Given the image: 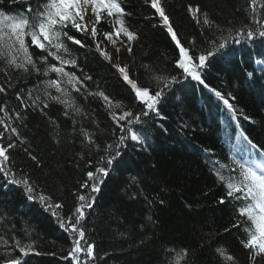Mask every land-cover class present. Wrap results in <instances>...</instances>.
<instances>
[{
	"label": "trees",
	"instance_id": "16d2710c",
	"mask_svg": "<svg viewBox=\"0 0 264 264\" xmlns=\"http://www.w3.org/2000/svg\"><path fill=\"white\" fill-rule=\"evenodd\" d=\"M162 3L181 43L194 56L211 49V41L218 40L220 32L198 24L189 5L206 12L225 36L232 29L235 38L236 29L251 23L250 0ZM122 6L131 13L125 17L127 26L138 36L131 43V53L126 37L113 45L102 36L94 41L89 32L71 30L69 34L82 39L87 47L69 42L79 67L67 65L66 70L75 71L82 79L85 74L91 76L85 81L88 91L102 90L112 101L121 102L122 110L140 115L144 106L115 67L127 65L130 78L141 87L164 88L159 115H140L132 127L142 142L126 139L109 166L107 156H115L118 137L127 134L121 132L101 98L89 96L83 89L81 93L70 89L81 113L55 102L41 112L32 105V98L44 96L34 86L57 75H22L12 70L15 87L0 93V106H6L12 118L4 111L0 117L15 127L19 136L10 129L5 132L0 125V132H5L0 143L16 145L9 150L11 171L15 179L27 178L34 192L30 199L24 184L12 183L13 177L0 173V236L8 240L7 245L0 243V259L12 256L22 264H74L68 257L72 233L66 230L67 224L61 226L59 218L74 220L83 195L84 203L94 197L81 221L88 241L95 246L92 264H232L221 257L218 248L232 255L235 264H251L249 250L241 243L247 239L243 227H233L240 219L239 202L227 198L215 172L220 165L230 164L234 156L244 155L241 132L264 149V39L241 38L239 44L230 39L227 48L207 61L201 71L202 84L181 75L175 64L178 47L150 3L122 0ZM28 7L35 10V0L31 4L0 0V13L14 15ZM93 19L89 8L85 16L89 29ZM97 29L100 33L113 30L103 20ZM99 40H104L101 47L110 53V60L96 50ZM31 50L34 56L40 53L35 47ZM49 62L58 63L51 58ZM3 67L0 64V84L7 80ZM155 76L164 79L158 81ZM173 76L176 81L164 87ZM212 89L234 105L235 115ZM49 90L59 95L55 89ZM65 111L69 115L65 116ZM82 130L92 134L95 144L88 143ZM29 153L37 159L32 160ZM99 167L107 168L108 175L97 174L89 180L87 173H95ZM100 180V190L93 192L92 184ZM84 184L88 187H82ZM41 194L50 199L41 201ZM57 204L62 207L56 208ZM13 238L23 243L35 241V250L23 256L12 248ZM184 249L187 256L174 259ZM256 264H264V258H257Z\"/></svg>",
	"mask_w": 264,
	"mask_h": 264
},
{
	"label": "snow or ice",
	"instance_id": "6c2138e0",
	"mask_svg": "<svg viewBox=\"0 0 264 264\" xmlns=\"http://www.w3.org/2000/svg\"><path fill=\"white\" fill-rule=\"evenodd\" d=\"M18 2L24 3L25 0H18ZM27 2L31 4L33 0H27ZM35 2V10L28 7L24 12H17L14 15L0 13V64L4 66L3 71L7 74L5 83L0 84V93H6L8 88L15 87L10 73L12 70H19L22 75L39 74L45 77L49 73L57 75L56 79H45L34 86L38 91H42L44 99H41L40 95L32 98L33 92L28 91V96L32 98V105L39 108L41 112L48 107L49 103L55 102L73 109L76 113H81L82 110L76 105L70 89L77 93H81L83 89L87 95L101 98L110 110L111 118L119 125L121 132L127 134L118 137V143L115 145L117 149L115 156H107L106 162L110 166L115 157L120 155L119 148L124 145L126 139L142 142V136L133 129L132 125L140 120V115L146 116L149 112H155L159 115L158 105L164 94V88L152 90L149 87H141L137 81L130 78L127 65L123 67L115 65L122 79L134 90L135 97L145 108V111L140 115H134L131 111L117 113L116 109L123 108L121 102L112 101L102 90L88 91L85 81L91 80V76L85 74L82 79L76 75L75 71L66 70L67 65H71L73 68L79 67L77 58L69 47V42L81 48L87 47L82 43V39H77L75 35H70L69 32L71 30H75L77 33L89 32L92 40L96 41L97 36H102L113 45L118 43L121 36L126 37L127 51L131 53V43L138 39L137 34L131 31L126 24L125 17L130 16L131 13L127 12L125 7L122 6V0H35ZM145 2L150 3L151 8L161 18L172 41L178 47V58L175 60V64L181 70V75L185 78L191 77L202 84L204 81L201 71L207 67V61L210 57L227 48L230 39H233L237 44L241 42V38L248 41H252L256 37L264 39V0H250L251 23L236 29L235 38L232 37V29H229L228 36H225L223 29L211 20L206 12L201 13L199 6L193 8L189 5L188 11L198 24L202 22L206 28H215L220 32L219 39L211 41V49L195 56L191 53L190 48L181 43L162 0H145ZM89 8L94 17L90 29L85 21ZM102 20L108 23L113 30L98 32L97 25ZM103 43L104 40L97 41L95 48L104 59L110 60V53L101 47ZM121 43L123 44V41ZM32 47L39 49L40 53L34 56L31 50ZM116 51L119 53L120 47H117ZM49 58L58 63H50ZM82 71L83 69H81ZM154 78L158 81L164 79L161 76H155ZM176 79L175 76L171 77L168 81H165L164 87H168ZM40 85L44 87L41 89ZM49 89H55L59 95H53ZM212 91L223 100V103L235 115L237 109L234 105L222 93L217 92L215 89H212ZM17 96L20 98L19 93ZM21 102L23 101L21 100ZM27 106L25 104V107ZM0 111H4L8 119L12 118L8 116L6 106H0ZM16 115L17 118L20 117L19 113ZM64 115L67 116L69 113L65 111ZM0 125L4 127L5 132L10 129L13 134L19 136L17 129L11 127L2 117H0ZM5 132H0V139H3ZM82 134L89 144H95L91 133L82 130ZM241 143L244 155L239 158L234 156L230 164L217 167L215 175L218 182L224 185L227 198L239 202L237 212L240 219H237L233 227H243L247 239L241 241V243L245 249L249 250L251 264H256L257 258H264V149L253 143L243 132H241ZM14 147L16 145L11 141L6 146L0 143V173H3L6 177H13L10 180L12 183L24 184L31 199L33 198L31 193L34 192V188L29 180L27 178L23 180L15 179V173L11 171L9 150ZM96 147L98 148L99 145H96ZM107 148L112 149L113 145H107ZM29 155L31 156V153ZM31 159L35 161L37 158L31 156ZM225 170H227V174ZM97 174L107 176L108 169L99 167L95 173L88 172L87 176L89 180H93ZM100 183H103V181L100 180L99 183L92 184L93 192L100 190ZM82 187H88V185L84 184ZM39 199L46 201L50 198L41 194ZM79 200L82 203L75 210V219L73 220V217H68L67 220L59 218V222L62 227L67 224L69 227L66 230L72 233L73 246L68 254L71 261L74 264H92L95 259V246L88 241L81 221L85 217V208L92 207L94 197L87 203H84L86 197L83 195L79 196ZM220 202H225L223 197ZM47 207L51 209L53 206L49 204ZM55 207L61 208L62 205L57 204ZM53 215H56V213L54 212ZM0 243L7 245L8 240L0 236ZM12 248L18 249L23 256H28L29 253L35 250V241L23 243L22 240L13 238ZM217 252L226 261L235 264V258L227 254L226 250L218 248ZM81 254H83V259ZM186 256L187 250L184 249L176 253L174 259L182 260ZM68 257H65V259H68ZM0 264H22V261L18 257L5 256L0 259Z\"/></svg>",
	"mask_w": 264,
	"mask_h": 264
},
{
	"label": "rangeland",
	"instance_id": "374dc122",
	"mask_svg": "<svg viewBox=\"0 0 264 264\" xmlns=\"http://www.w3.org/2000/svg\"><path fill=\"white\" fill-rule=\"evenodd\" d=\"M117 113H120V112H122V111H124V110H122V109H116L115 110Z\"/></svg>",
	"mask_w": 264,
	"mask_h": 264
}]
</instances>
